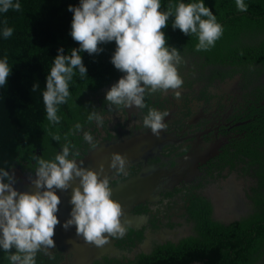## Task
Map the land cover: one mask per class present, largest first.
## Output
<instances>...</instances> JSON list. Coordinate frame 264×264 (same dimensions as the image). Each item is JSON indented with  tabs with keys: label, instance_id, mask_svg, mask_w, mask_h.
Returning a JSON list of instances; mask_svg holds the SVG:
<instances>
[{
	"label": "clouds",
	"instance_id": "clouds-1",
	"mask_svg": "<svg viewBox=\"0 0 264 264\" xmlns=\"http://www.w3.org/2000/svg\"><path fill=\"white\" fill-rule=\"evenodd\" d=\"M238 11H247L245 0H235ZM20 0H0V14L9 9L19 11ZM72 13L70 35L78 42L65 54L57 48L41 93L46 119L49 124H58L61 117L58 106L66 103L69 82L77 73L83 77L86 67L81 52L99 53V45L115 41L110 57L114 67L123 73L105 92L104 102L108 111L122 114L127 108L142 110L140 125L155 136L166 128L164 117L167 110L149 105L146 97L172 90L180 96L183 84L178 67L184 63L179 50L166 43L161 29L169 16L172 28L182 33L195 34L196 51L207 50L220 38L223 27L204 0H170L166 9H161V0H79L78 5H68ZM13 28L0 22V38L7 39ZM11 67L7 58H0V87L7 82ZM37 84H32L35 91ZM86 121L103 128L105 116L96 106L86 116ZM77 122L74 131L81 133ZM51 138L59 142L61 136L50 132ZM82 140L88 149H95L99 139L90 130L82 131ZM35 178L29 177L33 190L18 191L13 187L14 173L0 167V250L6 254L8 264H36L38 251L54 247V226L59 197L55 189L65 190L71 186L69 217L62 227L75 225L76 235L96 247H103L110 238L122 237L129 221L123 214L121 203L111 196V177L101 175L104 163L94 170L85 166L79 148L64 137L60 150L51 158L33 155ZM127 157L118 151L110 153L109 168L115 175H127ZM78 178L77 184L71 182ZM71 242V241H70ZM10 248L15 251L9 252Z\"/></svg>",
	"mask_w": 264,
	"mask_h": 264
},
{
	"label": "flooded vegetation",
	"instance_id": "flooded-vegetation-1",
	"mask_svg": "<svg viewBox=\"0 0 264 264\" xmlns=\"http://www.w3.org/2000/svg\"><path fill=\"white\" fill-rule=\"evenodd\" d=\"M180 55V96L168 90L146 97L168 112L159 136L142 129V110L108 111L104 95L117 80L84 96L88 109L94 105L103 112L105 124L81 123V159L104 144L143 134L141 145L150 147V155L128 165L127 175L113 173L111 187L144 174L153 188L125 214L131 226L122 237L110 238L109 252L76 262L54 245L38 251L46 264H127L195 235L199 208L207 203L211 218L229 225L249 218L264 201V63L219 62L187 49ZM84 129L99 139L95 149L82 140ZM255 264H264V257Z\"/></svg>",
	"mask_w": 264,
	"mask_h": 264
},
{
	"label": "trees",
	"instance_id": "trees-1",
	"mask_svg": "<svg viewBox=\"0 0 264 264\" xmlns=\"http://www.w3.org/2000/svg\"><path fill=\"white\" fill-rule=\"evenodd\" d=\"M169 2L161 0V9H166ZM20 3L19 11L9 9L0 14V22L13 28L10 37L0 38V58L6 57L11 67L6 84L0 87V167L9 172L19 167L34 173L33 155L51 158L60 150L65 136L78 144V135L71 134L74 125L86 122L91 111L84 96L106 87L123 73L110 61L115 41L99 45L103 49L99 53L81 52L87 75L73 76L67 102L58 106L61 119L58 124H49L41 93L57 48L62 47L67 54L78 47L70 35L72 13L68 5H78L79 0H20ZM204 3L223 27L214 46L196 51V35L174 30L172 16L161 29L166 43L175 46L179 53L192 50L214 61L264 63V0H245L248 7L244 12L236 9L235 0H204ZM33 83L38 85L35 91L31 89ZM50 132L58 133L61 140L52 139ZM199 209L202 212L197 215L195 235L177 244L168 243L150 255L142 253L127 264H255L264 257V201L249 218L229 225L211 218L209 203ZM41 257V252H37L36 264H46ZM0 264H8L3 250Z\"/></svg>",
	"mask_w": 264,
	"mask_h": 264
},
{
	"label": "water",
	"instance_id": "water-1",
	"mask_svg": "<svg viewBox=\"0 0 264 264\" xmlns=\"http://www.w3.org/2000/svg\"><path fill=\"white\" fill-rule=\"evenodd\" d=\"M144 140L145 137L143 138L142 134L125 139L123 142L104 144L97 150L88 152L82 159L83 163L85 166L96 170L98 164L103 161L104 170L101 175L107 174L111 177L115 172V169L108 167L110 153L118 151L121 154H124L127 157V167L135 161H138V159L143 160L150 155L148 154L150 147L148 145H141ZM10 173H14L13 187L18 191L33 190V185L31 184L29 177L31 176L34 179L35 173L31 175L30 173L21 170L19 167H13ZM144 177V174H141L111 187V196L121 203L124 216L126 213L130 212L136 204L143 200V197H145L149 188H153L152 184L147 183ZM77 183L78 178L71 182V184ZM55 191L59 197V202L56 212L58 223L54 226L52 237L54 245L65 248L68 252L72 253L76 262H83L84 259L86 260L91 256L109 252L111 239H109L103 247L98 248L91 243L85 242L82 237L77 236L75 225H71L67 229H64L61 226L63 221L69 217L70 209L72 207L69 203L71 186L65 190L55 189Z\"/></svg>",
	"mask_w": 264,
	"mask_h": 264
}]
</instances>
